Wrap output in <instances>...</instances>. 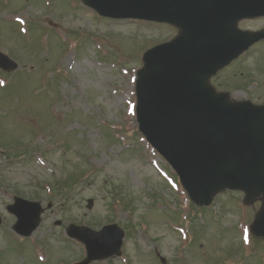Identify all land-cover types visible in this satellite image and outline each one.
Returning a JSON list of instances; mask_svg holds the SVG:
<instances>
[{"label": "rangeland", "instance_id": "rangeland-1", "mask_svg": "<svg viewBox=\"0 0 264 264\" xmlns=\"http://www.w3.org/2000/svg\"><path fill=\"white\" fill-rule=\"evenodd\" d=\"M2 1L0 51L24 68L0 74L7 83L0 87V264L83 258L84 245L66 234L71 223L127 229L121 255L92 264H264V247L249 233L259 203L245 206L241 192L227 191L208 208L195 209L174 185L170 165L133 131L135 44L167 32L130 21L115 28L109 19L90 16L79 0ZM49 21L56 26L38 40L58 34L68 44L78 35L81 46L57 52L52 42L34 45L30 32ZM240 27L260 29L264 17ZM219 75L215 82L222 81L233 99L262 103L264 39ZM67 175L73 183L59 191L55 185ZM14 196L52 203L29 237L11 230L16 218L6 205Z\"/></svg>", "mask_w": 264, "mask_h": 264}, {"label": "water", "instance_id": "water-1", "mask_svg": "<svg viewBox=\"0 0 264 264\" xmlns=\"http://www.w3.org/2000/svg\"><path fill=\"white\" fill-rule=\"evenodd\" d=\"M84 1L106 15H126L133 8L157 13V18L169 14L173 21L180 15L183 34L165 48L174 51H155L138 72L139 129L176 169L196 203L209 204L225 188L243 190L245 202L262 195L251 231L264 238V105L230 102L207 83L219 68L264 38V29L234 30L238 19L264 15V0ZM210 4L214 12L196 20L195 12ZM195 36L201 48L195 46ZM7 208L17 217L14 230L25 236L38 226L43 211L40 202L19 197ZM68 234L85 244L86 257L77 264L119 254L123 236L116 226L93 231L70 225Z\"/></svg>", "mask_w": 264, "mask_h": 264}]
</instances>
